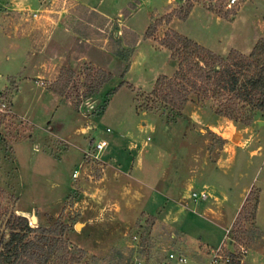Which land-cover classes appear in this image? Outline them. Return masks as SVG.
Wrapping results in <instances>:
<instances>
[{"label":"rangeland","instance_id":"374dc122","mask_svg":"<svg viewBox=\"0 0 264 264\" xmlns=\"http://www.w3.org/2000/svg\"><path fill=\"white\" fill-rule=\"evenodd\" d=\"M168 1L0 0V235L9 239L18 207L33 229L52 231L31 235L29 264H134L139 254L179 264L172 252L182 264H210L217 232L226 255L247 249L238 264L261 246L257 187L228 239L212 216L227 205L222 220L232 224L228 204L250 184L238 178L253 149L242 144L264 114L242 124L197 95L174 109L151 93L178 70L162 44L169 32L223 57L248 55L264 40V0ZM157 166L162 196L150 180ZM205 183L216 190L199 205L191 195Z\"/></svg>","mask_w":264,"mask_h":264},{"label":"trees","instance_id":"16d2710c","mask_svg":"<svg viewBox=\"0 0 264 264\" xmlns=\"http://www.w3.org/2000/svg\"><path fill=\"white\" fill-rule=\"evenodd\" d=\"M162 44L178 61V70L173 77L161 76L151 96L181 109L194 94L213 101L217 115L242 124L252 123L255 112L264 114V40L248 55L232 49L226 57L176 32H169ZM7 225L9 239L0 235V264H29L28 257L37 248L31 235L52 232L35 230L28 218L16 214L11 215ZM231 257L230 264H238L236 256Z\"/></svg>","mask_w":264,"mask_h":264},{"label":"crops","instance_id":"0c3cea01","mask_svg":"<svg viewBox=\"0 0 264 264\" xmlns=\"http://www.w3.org/2000/svg\"><path fill=\"white\" fill-rule=\"evenodd\" d=\"M176 0H169L168 4H173ZM144 2V1H143ZM143 6V4H142ZM136 33V32H135ZM149 42V41H148ZM142 44V40L139 43V47ZM175 61V60H174ZM176 62V61H175ZM177 64V62H176ZM178 67V64L176 65V68ZM176 70V69H175ZM175 72V71H174ZM173 72V73H174ZM168 76H171L168 75ZM122 118V117H121ZM124 119V117L122 118ZM217 121V120H216ZM221 120L218 119V122H220ZM264 123V120H259L257 121L254 125H252L251 127H249V129L251 130L252 137H250L249 139L246 140L245 143L242 144V147H246V145L251 146L252 151H251V155L249 156V169H250V174L249 172L246 174H239L240 176L238 177L240 179V182H244V180L246 178L250 179V184H249V188H247L244 192V190L241 192L243 195L241 198V201H239L238 203H230L228 205H232L231 209H233L234 211V218L232 221V224L230 226L226 225L224 223V221L222 219H224L225 217V212L226 209L228 208V206L226 205V207L224 206L225 210L223 211V209H220V211L213 215L212 218H215L216 222L214 224V227L218 230H226V232L229 230V228H231V226L233 225V223L235 222L236 218L238 217V214L240 213L241 208L243 207L244 202L248 199L251 191L257 187L259 189V201H257V209H256V214H255V223L256 226L259 228V230L261 231V233L263 234V242L261 244V246L257 247V248H253L249 251L248 256L246 257V264H264V214H263V208H264V143L262 142L261 135H262V131L264 130V124H260V123ZM124 124L121 123L117 126V127H121V131L123 132L124 130ZM142 125L145 128L149 127V123L142 121ZM110 129V128H109ZM112 131V130H111ZM118 136L116 137L117 140L120 139V135L123 136V134H117ZM244 142V141H243ZM157 160H156V164H157ZM161 163H163L161 161ZM252 167V170H251ZM164 168L161 166H157L156 171H155V175L151 176V183L154 184V191L153 193L157 194V195H165L166 191L164 190L163 187H161V185L164 184V173H163ZM250 177V178H249ZM207 190L204 192H208V198L209 199V194L211 195V191L216 190L212 183H205L204 185ZM237 190H239V188H237ZM201 192V191H200ZM246 193V194H245ZM240 195V193H239ZM207 200L204 201H198L199 205H204L205 202ZM238 204V205H237ZM16 212L18 213V215L24 216V217H28L27 215L29 214V211H27L26 209L20 208L18 207V209L16 210ZM220 219V220H218ZM216 241L217 243H215V245H212L210 248H218L223 240H221V242L218 244L219 242V236H218V232L216 233ZM216 244H218L216 246Z\"/></svg>","mask_w":264,"mask_h":264},{"label":"built area","instance_id":"2783aa9c","mask_svg":"<svg viewBox=\"0 0 264 264\" xmlns=\"http://www.w3.org/2000/svg\"><path fill=\"white\" fill-rule=\"evenodd\" d=\"M248 0H227V7L228 8H233V7H238L240 5H242L243 3H245ZM108 132H111V129H107ZM104 143L101 142H96L94 145V150H96L97 152H102L104 150ZM191 198L198 202V201H204L207 200L208 198V194L204 191H197V192H193L191 195ZM228 234L229 231H227L226 237L225 239H228ZM133 240H138V237L135 235L133 237ZM233 241H231L232 243ZM136 245V244H135ZM225 245V242L222 243V246ZM222 246L218 247V248H213L211 249L210 253H211V260H210V264H230L231 261L233 260V258L231 257V255H235L237 260L239 261V257L237 255L243 256L245 255L248 251L247 249H245L242 245H240V249L238 250L239 252L233 253V254H227L224 252ZM136 247V246H135ZM169 258L175 259L177 261V263L182 264L186 261V257L180 253H175L172 252L169 255ZM134 264H149L148 261H146L145 259H142L141 255L139 254L137 256V258H135V263Z\"/></svg>","mask_w":264,"mask_h":264},{"label":"water","instance_id":"95a60500","mask_svg":"<svg viewBox=\"0 0 264 264\" xmlns=\"http://www.w3.org/2000/svg\"><path fill=\"white\" fill-rule=\"evenodd\" d=\"M260 124H262V125H263L264 123L262 122V123H260Z\"/></svg>","mask_w":264,"mask_h":264}]
</instances>
